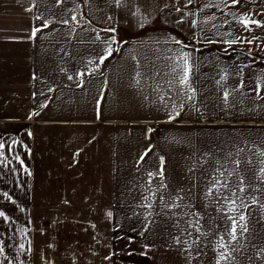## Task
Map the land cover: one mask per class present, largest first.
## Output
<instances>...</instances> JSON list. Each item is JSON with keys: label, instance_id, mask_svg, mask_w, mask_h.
Instances as JSON below:
<instances>
[{"label": "crops", "instance_id": "1", "mask_svg": "<svg viewBox=\"0 0 264 264\" xmlns=\"http://www.w3.org/2000/svg\"><path fill=\"white\" fill-rule=\"evenodd\" d=\"M22 2L38 10L0 12V212L71 213L95 264L128 235L134 264H216L231 224L221 197L242 198L250 231L235 264H264V209L252 204H264L262 35L188 0L179 11L175 0ZM184 56L193 100L179 86ZM237 158L253 164L229 176Z\"/></svg>", "mask_w": 264, "mask_h": 264}, {"label": "rangeland", "instance_id": "2", "mask_svg": "<svg viewBox=\"0 0 264 264\" xmlns=\"http://www.w3.org/2000/svg\"><path fill=\"white\" fill-rule=\"evenodd\" d=\"M0 0V12L35 10L33 6L18 3V0ZM182 1L175 0V11L182 10ZM231 4V0H227ZM179 9V10H178ZM38 10V9H36ZM192 11L206 12L208 15H224L226 20L214 22L236 23L245 29L239 21L251 17L257 21L250 23L247 29L254 30L264 38V0H241L235 7H228L225 0H192ZM228 15V16H226ZM222 17V16H220ZM0 216V264H95L92 260L91 245L87 243L88 228L78 227L81 221L71 218V213H24L3 212ZM7 217V219H5ZM118 233L112 236H118ZM120 238V237H119ZM122 242L111 243V260H102L106 264H134L128 255V249L135 246L134 237H122ZM128 243V244H127ZM101 246V245H100ZM97 250V249H95ZM101 252V251H100ZM130 254V253H129Z\"/></svg>", "mask_w": 264, "mask_h": 264}, {"label": "snow or ice", "instance_id": "3", "mask_svg": "<svg viewBox=\"0 0 264 264\" xmlns=\"http://www.w3.org/2000/svg\"><path fill=\"white\" fill-rule=\"evenodd\" d=\"M57 2H61V0H57ZM189 3L192 2V0H188ZM241 0H231V4L228 5L227 4V0H225V4L228 7H235L236 5L240 4ZM117 3H119V0H117ZM179 10V9H178ZM40 17H37V19H39ZM72 20L75 21L76 17L73 16ZM242 25H244L245 29L248 28V25L250 23H256L258 24V26H262L259 25V23L257 21L251 20V17H244L241 18L239 21ZM65 23H67V21H65ZM49 25L47 22L44 23L43 27L47 28ZM41 31V28H33L32 30V37L35 38L37 33ZM248 43H251L252 41H247ZM229 43H234V41H231ZM114 51V49H112L111 47L107 48L105 50V55L101 56L99 58V63L103 64L104 61L108 58V56H110L112 54V52ZM183 59V74L179 76V86L181 88H187L188 92L191 93V95L187 96L188 100H193L194 99V94H195V89L191 87L190 85V80H189V75H190V65H189V61H188V57L184 56L182 57ZM89 63H91V61H89ZM175 71V69H174ZM137 75H139V73H137ZM69 79H72L71 76H69ZM225 77H221V80H224ZM137 83H139V80H137ZM169 84H171V81L168 82ZM219 83V81H218ZM243 83L240 84V87H243ZM264 89V85H261L260 83L257 84L256 88L254 89V91H256L257 96H260L261 90ZM230 92L229 91H225L223 94V98L225 100V103L228 102V98H229ZM264 98V97H261ZM42 106H46V105H42ZM173 107H175V105H173ZM183 107V105L181 104V108ZM33 115H39V113H33ZM99 115V113H98ZM179 115V112H175V114H170L169 115V119H175L176 116ZM31 118V117H29ZM151 131V130H150ZM31 133H29L30 135ZM4 148V144L2 142H0V149ZM150 150V149H149ZM245 151V149L243 148H238V152H237V156L239 155V153H243ZM260 157H264V151H260L257 153ZM147 155V152H145L141 157H140V161L142 162L144 159V156ZM18 159V158H17ZM235 167L233 169L232 172H229L228 175L232 176L233 174H237L239 171H241V166L245 165V164H253V161L251 160V158L247 159V160H243V159H233L231 161ZM163 158L161 157V169L159 172V175L161 176V178L163 177ZM260 164L262 165V167L259 169V174L256 176V179L260 181V183L264 184V159H262L260 161ZM27 171V170H26ZM153 173H149V176H153ZM224 173L221 172V176H223ZM239 184H238V188H239V192L240 193H244L246 191V189L248 187H251V184H246L245 183V178L243 176H239ZM221 181L220 180H216L215 184L213 185V188H210L208 190L207 195H212L213 194V189L215 188L216 185H220ZM223 187L227 188L228 185L227 183L223 184ZM259 190V189H256ZM233 196H236V192L232 193ZM179 198V197H178ZM222 199L229 201V205H228V209L227 212L225 213L227 219L231 222L230 224V228L227 231V236L229 237L228 241L225 242V239L223 236L220 237V240L218 241L217 245H216V250H218V258L216 260V264H222V262L227 261L229 262V264H235V256L233 255V253H237L239 251H241L243 249V245H240L239 242L242 239H246L247 234L249 233L250 229L248 227V215H246L247 210L251 207V205L249 204H245L243 199L241 198V205L238 207L236 204V200H229V197L227 196H223L221 197ZM147 199V198H146ZM163 199V197H161V200ZM252 204L253 205H257L259 208L264 209V204L260 203L259 200H257L255 197L252 198ZM147 207H151V204L147 205ZM241 208L243 210H241ZM229 213H239L238 215H229ZM109 215H111V213H109ZM0 216H4L3 212H0ZM5 219H7V217H5ZM200 229L198 228L197 231H199ZM177 241L179 242V239L177 238ZM233 245H239L238 247H234ZM219 250H223V251H219ZM261 251H264V249H262ZM3 252V248H0V253Z\"/></svg>", "mask_w": 264, "mask_h": 264}]
</instances>
